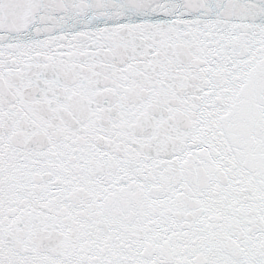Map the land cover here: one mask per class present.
<instances>
[{"label": "snow or ice", "instance_id": "obj_1", "mask_svg": "<svg viewBox=\"0 0 264 264\" xmlns=\"http://www.w3.org/2000/svg\"><path fill=\"white\" fill-rule=\"evenodd\" d=\"M0 264H264V0H0Z\"/></svg>", "mask_w": 264, "mask_h": 264}]
</instances>
